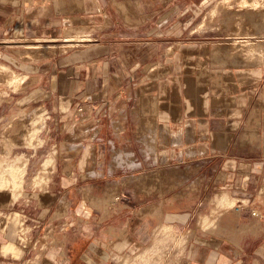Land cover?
<instances>
[{
  "label": "crops",
  "instance_id": "0c3cea01",
  "mask_svg": "<svg viewBox=\"0 0 264 264\" xmlns=\"http://www.w3.org/2000/svg\"><path fill=\"white\" fill-rule=\"evenodd\" d=\"M214 1L0 0V64L27 78L0 88V122L41 109L73 154L47 127L14 163L29 175L0 208V264H264L263 71H197L184 40ZM68 29L84 38L67 51L16 54Z\"/></svg>",
  "mask_w": 264,
  "mask_h": 264
},
{
  "label": "rangeland",
  "instance_id": "374dc122",
  "mask_svg": "<svg viewBox=\"0 0 264 264\" xmlns=\"http://www.w3.org/2000/svg\"><path fill=\"white\" fill-rule=\"evenodd\" d=\"M218 2L219 0H215L206 9L201 19H199V21L194 23L189 28V31H191V34L187 38H184V40H188V41L198 40L201 42V45L204 46L200 50L199 52L200 54L197 59V61L204 62V64L202 63L203 65H201L202 66L201 69H200V66H198L197 71L203 72V70L205 71L208 70L214 75H217L222 68L228 67V66H223L220 64L222 61H225L224 57L228 53L236 51V53H233L234 55L233 54L232 55L235 56V54H237L236 55L237 58L245 57L247 55L246 54L247 51L245 52L246 47L240 50L241 43L239 41L243 40V38L245 37H251L249 40L251 41V44L254 47L251 48V51H250L251 56L249 55L250 57H245L246 60L245 61L243 60V62H245L244 64L246 68L261 67L263 71V75H264V40H263L264 37L262 38L263 40L262 42L261 41L255 42L256 39H252L254 35L259 36L258 34H256V32H259V31H255L256 29L253 26V22H255L257 19L259 20H257L255 23H260V22L263 23L262 26L260 25V29H261V32L264 33V29H263L264 28V20H263L264 17L262 16L257 17V18H254V20L256 19L255 21L253 20L251 21L247 17V13H249L247 11H241L239 14H237V16L234 17L232 16V14H229V13H232V11L236 9L235 2L231 3L230 5L231 10H221L217 6ZM258 13L259 14L264 13V5L261 6L255 12V14H258ZM81 32H77V33H81ZM64 34L65 32L64 33L60 32V35H58V37H55L51 39L48 43H44L41 46H39L38 47L39 49L35 50L41 54L38 57L33 56L34 58L33 57L23 58L21 52L22 51H23L22 53L25 52L26 50L25 47L19 48L20 53L18 52V54L17 53L16 54L18 55L19 58H21V60L27 61V62H31V61L34 62L46 56H49V57L56 56L57 53H62L69 49L68 47L70 46L68 43L73 44L72 42H65L62 40ZM87 38L89 37H86L85 39ZM29 44L30 43H25L22 45L25 46ZM43 52L44 53L46 52V53L44 54ZM210 54H212L213 57L215 54L216 55L214 58H212V55L210 56ZM211 60L217 61L216 63L214 62L215 63L214 66L210 64V63H213ZM197 61L194 64L195 66H197ZM231 64L232 63H229L228 65L230 66ZM0 67L6 70L8 73L10 72L17 73L13 69L3 66L1 64H0ZM21 87H23V85H21L20 88ZM0 88L13 91L11 87H8L6 84H3V83H0ZM20 88L18 87V89ZM1 102H2V99L0 97V103ZM78 109H79V106L73 110V114L71 118L72 121H73V116H76L79 113ZM29 114H31L32 116L30 117ZM20 115L21 117L18 116L16 118H5L0 122V141H1L0 142V161H2V165H0V208L2 207L9 208L17 204L18 197L20 196V193L22 192V189L25 186V184H27L28 178H26V175L27 174L29 175V170H26L25 165H19V163H16V164L14 163L20 162V164L21 163L23 164L25 162V158H27V155L29 154L30 151H34V150L43 151V149L46 148L44 132L47 130V127L49 128V146L52 144H57V147H58L57 155L60 153V156H62V158L66 160H68V158H71L73 155L72 154L70 157L69 155L71 153L68 155V157L66 155H63L64 153L62 149L63 142L60 139V135L56 136L54 133H51L53 127L58 125V122H55V120L51 117L50 114H49V124H48V120L46 118L45 113H41V109L32 110L30 113H20ZM27 119L29 121H27ZM5 129L8 132L5 131ZM15 156L19 157V159L21 158V160H16ZM114 199H115V196H114ZM119 201H121L120 198H119Z\"/></svg>",
  "mask_w": 264,
  "mask_h": 264
},
{
  "label": "bare ground",
  "instance_id": "6f19581e",
  "mask_svg": "<svg viewBox=\"0 0 264 264\" xmlns=\"http://www.w3.org/2000/svg\"><path fill=\"white\" fill-rule=\"evenodd\" d=\"M234 3L235 2V4H236V9H234V11H232V13H229V14H232V16H237V14H239L241 11H247V12H249V13H247V17H248V19H250L251 21L253 20V21H255L254 20V18H257V17H264V13H262V14H255V12L261 7V6H263L264 5V0H219V2H218V4H217V6L221 9V10H231V8H230V5H231V3ZM217 8V7H216ZM211 13H213V12H211ZM210 13V14H211ZM229 14H227V15H229ZM257 20H259V19H257ZM256 20V21H257ZM261 20V19H260ZM264 20V19H263ZM255 21V22H256ZM255 22H253V26L255 27V31H259V32H256V34H258L259 36H253L252 37V39H256L255 40V42L257 41V42H259V41H263L262 40V38L264 37L263 36V34L264 33H262L261 32V29H260V25L262 26V24L263 23H255ZM264 29V28H263ZM84 38V36H81L80 35V33H77V31H76V29H68L67 31H66V34H65V37H64V41H66V42H73V41H77V40H80V39H83ZM251 37H245V38H243V40H240L239 42L241 43V47H240V50H242V48H245L246 47V49H245V52L247 51V55L245 56V57H250L251 55H250V51H251V48H253L254 46L251 44V41L249 40ZM238 42V41H237ZM69 45L71 44V43H68ZM76 45V44H75ZM78 45V44H77ZM252 45V46H251ZM64 46V45H63ZM56 47V46H55ZM61 47H62V45H61ZM65 47H67V46H65ZM52 48V47H51ZM248 48V49H247ZM25 52L24 53H22L21 52V54H22V57L24 58H31V57H33V56H39V55H41L40 53H38V51H35V50H37V49H39L38 48V46H35L34 44L33 45H25ZM49 49V48H48ZM239 49V48H238ZM60 50V49H59ZM62 50H64V49H62ZM221 50V49H220ZM229 50V49H228ZM232 50V49H231ZM253 50V49H252ZM222 51V50H221ZM230 51V50H229ZM53 52H54V50H53ZM20 53V52H19ZM44 53V52H43ZM46 53V52H45ZM44 53V54H45ZM220 53V52H219ZM227 53V52H226ZM233 53H236V51L235 52H230V53H228L226 56H225V58H224V60L225 61H227V62H229V63H234L235 61H245L246 60V58L245 57H241V58H237V54H235V56H233L234 54ZM253 53V52H252ZM17 54H18V52H17ZM221 54V53H220ZM233 54V55H232ZM216 55V54H215ZM218 55V54H217ZM250 55V56H249ZM20 56V55H19ZM253 56V55H252ZM34 58V57H33ZM254 59V58H253ZM7 69V68H6ZM26 82V77L25 76H22V75H20V74H18V73H15V72H10V73H8L6 70H4L3 68H1L0 67V83H3V84H6L8 87H11L12 88V90L15 92V91H17V89H18V87L20 88V86L22 85V84H24ZM32 114V113H31ZM31 114H29V116L31 117L32 115ZM147 116V115H146ZM36 117V116H35ZM28 118V117H27ZM35 119V118H34ZM177 119V118H176ZM14 120V119H13ZM22 121V120H21ZM27 121H29L28 119H27ZM32 121V120H31ZM150 121H151V119H150ZM150 121L147 123V124H149V125H151L150 124ZM15 123V122H14ZM31 124V123H30ZM11 125V124H10ZM29 125V124H28ZM8 128H9V126H8ZM26 128V127H25ZM147 128V127H146ZM5 131H7L6 129H5ZM8 132V131H7ZM150 135V134H149ZM6 137V136H5ZM9 139V138H8ZM6 140H7V138H6ZM1 142V141H0ZM8 142V141H7ZM11 142V141H10ZM17 142V141H16ZM12 143V142H11ZM145 143V142H144ZM146 144V143H145ZM13 145V144H12ZM118 158V157H117ZM118 161V160H117ZM132 167V166H131ZM7 175V174H6Z\"/></svg>",
  "mask_w": 264,
  "mask_h": 264
},
{
  "label": "built area",
  "instance_id": "2783aa9c",
  "mask_svg": "<svg viewBox=\"0 0 264 264\" xmlns=\"http://www.w3.org/2000/svg\"><path fill=\"white\" fill-rule=\"evenodd\" d=\"M10 22H12V21H10ZM154 71H155V69L152 68L151 72H154ZM85 105H87V104H85ZM78 112H79L78 113L79 120L84 121L87 118V113H89L88 106H86V107L84 105L79 106ZM119 113L121 116L126 117V113L124 111H120ZM76 147H78V145H76ZM114 196H115V199H114ZM112 197H113L114 201H113ZM112 197H111V200H112L113 204L117 203L119 201V196L117 194L113 195ZM234 210L237 213L246 214L247 216L252 217L254 219H260L262 217V214L260 213V211L256 208L252 207L250 205V203L249 204L238 203V205L234 207Z\"/></svg>",
  "mask_w": 264,
  "mask_h": 264
}]
</instances>
